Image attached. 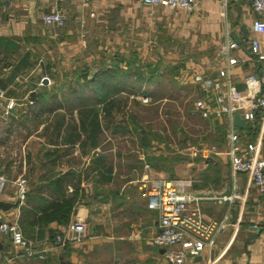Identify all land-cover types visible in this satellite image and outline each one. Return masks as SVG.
Here are the masks:
<instances>
[{
  "label": "crops",
  "instance_id": "0c3cea01",
  "mask_svg": "<svg viewBox=\"0 0 264 264\" xmlns=\"http://www.w3.org/2000/svg\"><path fill=\"white\" fill-rule=\"evenodd\" d=\"M55 10L67 14L64 26L44 23V13ZM258 16L264 19V14L258 15L252 8L250 0H196V8L192 11L181 7L151 6L139 0H10L8 6L1 5L0 172L10 183L0 199L14 205L0 211V219L18 218L20 222L21 207L26 199L20 203L13 180L21 175L26 176L28 194L43 184L41 176L46 173L62 174L72 169L81 175L82 196L74 207L70 222L76 216H82L90 232L86 239L70 242L65 249H50L44 260L27 257L14 248L8 237L1 235L0 264H29V261L40 264H170L165 254L156 250V245L151 241L158 231V211L148 208L147 198L135 178L126 185L112 187V192L107 182L94 187L90 180L94 172L75 167L76 151L64 154L50 165L44 152L54 145L48 143V138L44 141L39 136L33 139L32 135L26 136L21 147L22 154L18 157L13 154L7 156V140L18 129H24L22 118L14 111L22 112L21 116L27 112L28 105L34 103L28 97L31 98L33 93L37 97L38 92L46 86H40V81H45V78L55 81L62 79L59 73L58 78L50 75V69L57 62L55 56L58 52L62 54L63 48H70L73 37L80 38L82 28L95 30L97 25L101 26L103 33L120 37L118 41L122 51L127 47V43L123 42L125 37L134 43L131 49L136 52L142 50L143 56L159 49L160 54L178 61L180 74L190 73L191 80L201 84L200 77L215 78L219 68L228 65L220 49L228 40L237 42L230 32L243 36L245 31L242 25L245 24L248 38L237 42L238 47L231 50V55L236 56L238 62L228 66L230 80L237 86L244 82L247 75H261L263 70L249 44L255 35L252 23ZM140 42L143 44L141 48L137 45ZM28 61L34 66L29 67ZM47 89L51 88L47 86ZM10 101H15V107H9ZM212 120L218 126L219 123L227 125L224 118ZM238 128L240 136L235 143L236 151L242 153L247 150L249 142H256V152L264 155L263 114L258 113L253 121H245V126ZM230 145L229 137L225 134L219 153H201L209 169L203 168L202 162L188 163L202 169L194 178L191 177L193 184L188 190L204 196L205 217L225 219L228 226L217 235L214 244L201 254L189 253L185 264H264V194L254 185L251 175L233 169L226 153ZM59 146L63 148L65 145ZM84 160L88 159L84 157ZM183 169L179 167L177 171L183 174ZM68 186L71 192L73 185ZM227 187L231 190L228 202H220L212 197L221 196ZM96 190H100L101 196L94 195ZM56 228L64 227L56 221L35 225L32 240L39 247L50 246L53 243L52 231Z\"/></svg>",
  "mask_w": 264,
  "mask_h": 264
},
{
  "label": "rangeland",
  "instance_id": "374dc122",
  "mask_svg": "<svg viewBox=\"0 0 264 264\" xmlns=\"http://www.w3.org/2000/svg\"><path fill=\"white\" fill-rule=\"evenodd\" d=\"M97 26L95 30L82 28L80 38L73 37L70 48H63L64 52H58L55 56L57 62L50 71L60 73L62 79L40 81V86H48L51 92L55 91L52 89L54 84L64 83V90L59 92L56 100L64 106L53 111L41 109L39 114H36L37 106L30 104L26 116H21L22 112L18 110L14 111L22 118L24 129H18L12 133L13 137L7 140V156H20L22 144L28 135L34 136L32 139L39 136L44 141L51 137L53 125L62 121L63 117L65 127L78 123V107L75 104L79 98L70 91L76 82L73 76L76 68L81 69L88 65L91 70H96L103 63L111 66L117 63L124 68L126 62L135 57L131 55L134 51L131 49L134 44L132 39L124 38L123 42L127 43V47L122 51L118 41L120 37L116 34L107 35L101 31L100 25ZM137 45L140 48L143 46L141 42ZM117 51H122L123 55H117ZM140 51L138 50L140 57H136V63L126 67L128 72L140 74L131 75L126 82L123 79L127 89L115 94L117 104L112 110V115L106 116L104 111L100 112L103 126L100 145L88 149L87 154L82 153L78 146L70 151H76V160L73 161L75 167L86 169L87 172L91 171L88 164L93 156H106L108 163L113 166L112 180L107 182L111 188L110 192L114 191L113 188L126 185L133 178L139 179L145 171L150 177L180 175L194 178L202 169L194 164L189 166L188 163L202 162L203 168L209 169L205 159L201 157V153L208 154L202 152V146H216L219 150L224 139L223 128L212 119L202 117L195 110V102L205 95L202 83L193 82L190 73L185 75L179 71V75L175 77L177 72L173 70V66H177L178 61L160 54L159 49L154 50V54L145 56L142 55V50ZM63 74H68V77ZM11 107H15V104ZM121 126L125 129L116 130ZM61 132L64 135L66 129ZM84 157L88 160H84ZM178 166L185 169L183 174L177 171ZM95 179L93 174L90 180ZM95 186H99V183ZM29 264L40 263L29 261Z\"/></svg>",
  "mask_w": 264,
  "mask_h": 264
},
{
  "label": "built area",
  "instance_id": "2783aa9c",
  "mask_svg": "<svg viewBox=\"0 0 264 264\" xmlns=\"http://www.w3.org/2000/svg\"><path fill=\"white\" fill-rule=\"evenodd\" d=\"M89 1V0H88ZM147 5H162L169 8H183L192 11L196 8V0H139ZM252 8L259 14H264V0H250ZM68 16L60 10L46 12L43 21L48 26H64ZM254 36L250 39V50L262 64L261 75L253 73L246 76V87L238 90L230 80L229 65L236 64L238 58L231 55V50L238 47L233 40L226 41L220 53L226 58L227 66L219 68L215 78H199L205 95L195 102V109L204 118L227 120V135L231 145L226 150L231 165L235 171L246 172L252 176L254 185L264 194V155H259L257 143L249 142L247 150L238 153L235 143L239 140V128L234 122V114H244L247 122L253 121L258 113L264 116V19L260 16L252 23ZM14 104L10 101L11 107ZM264 139V132L262 133ZM202 152H216V146L203 148ZM206 155V154H205ZM149 167V165H147ZM142 194L147 198V206L158 211V231L151 241L158 247L165 248V257L170 264H185V258L190 253L201 254L211 247L219 233L228 226L225 219H207L204 215L202 200L204 196L189 191L193 184L190 177H164L147 174L136 180ZM9 179L0 172V196L7 189ZM16 187V195L23 203L29 191L26 176H19L12 181ZM220 202L226 196L214 195ZM1 220V219H0ZM90 229L86 219L76 216L65 228L57 233L55 241L50 246L38 247L34 241L25 236L19 219L1 220L0 235L10 239L15 249L21 250L28 257L41 260L47 258L50 249H63L66 244L82 241L89 235ZM235 264V263H232Z\"/></svg>",
  "mask_w": 264,
  "mask_h": 264
},
{
  "label": "trees",
  "instance_id": "16d2710c",
  "mask_svg": "<svg viewBox=\"0 0 264 264\" xmlns=\"http://www.w3.org/2000/svg\"><path fill=\"white\" fill-rule=\"evenodd\" d=\"M116 54L123 55L122 51H117ZM131 55L135 57L132 61L126 62L124 68L120 67L117 63L112 66L103 63L96 70H91L88 65L81 69L76 68L73 75L76 82L75 85L73 83L74 86H72L70 91L79 98L77 104H75L78 107V123L65 127L63 123L65 118L63 117L62 121L53 125V135L48 138V143L54 146L47 148L44 152V157L50 165L56 163L57 159H61L64 154L70 153L71 148L78 146L82 153L87 154L88 149L90 150L100 145V135L103 131L100 112L104 111L106 116L112 115V110L117 104L115 94L127 89V86L123 84V79L126 82L127 78L131 75L139 73L128 72V69H126L129 65L136 63V59L140 57L136 51H133ZM28 64L29 67L34 66L32 62L28 61ZM173 70L177 72L175 73V77H177L180 71L179 66H173ZM59 74L50 72V75L56 78L59 77ZM67 75L63 74L64 77H68ZM45 76L48 77L49 75ZM57 84L53 85L52 89L55 90L53 92L47 89V86L38 92L36 100L33 103L37 106L35 108L36 114H39L41 109L53 111L56 108L64 106L62 102H56L59 92L64 90V83L62 85ZM71 84H69V87H71ZM131 91L135 92V90ZM26 113L24 116L27 115ZM13 118L16 119L15 117ZM219 124L223 128L225 136L227 134V125L224 124L222 126L223 124ZM64 128L66 129V133L63 135L61 130ZM117 129L121 130L125 128L121 126ZM59 144L65 146L61 148ZM90 169L94 172V178H96L92 180L94 187L97 183L100 184L101 182L105 183L112 180L113 166L108 163L106 156L102 154L93 156L90 162ZM80 176V173L76 174V171L72 169L62 174H55L51 171L41 176V179L44 181L43 184L36 186V188L26 195V203L21 207L20 225L26 237H31L35 225L42 226L48 222L56 221L64 228L68 226L74 207L82 196ZM68 184L73 185L71 192L69 191ZM100 194V190L94 192L96 196H101ZM61 230V228H56L52 231L51 242L55 241L57 233ZM67 246L68 244L63 249Z\"/></svg>",
  "mask_w": 264,
  "mask_h": 264
},
{
  "label": "water",
  "instance_id": "95a60500",
  "mask_svg": "<svg viewBox=\"0 0 264 264\" xmlns=\"http://www.w3.org/2000/svg\"><path fill=\"white\" fill-rule=\"evenodd\" d=\"M10 4V0H0V6L1 5H6L8 6ZM243 30L245 31L243 36H238V34H236V32L232 31L231 36L233 37L234 40H236L237 42L241 43L242 41L246 40L248 38L247 34H246V25L243 24L242 25ZM48 78H45V81L47 82ZM246 87L245 82H241L239 84H237L236 88L238 90H243ZM31 100L35 101L36 100V96L33 93L31 95ZM234 122L235 124L242 128L245 126V119H244V114L241 113H235L234 114ZM230 195H231V190L230 187H227V189L223 192L222 196H226V201L228 202V200L230 199ZM14 204L5 200L0 199V211L2 210H7L9 209L11 206H13ZM0 224H1V220H0ZM254 230L257 229V227H253ZM2 248V241H1V235H0V249ZM156 250H159L160 252L164 253L165 252V248H159L158 246H155ZM63 258V256H61V259Z\"/></svg>",
  "mask_w": 264,
  "mask_h": 264
}]
</instances>
